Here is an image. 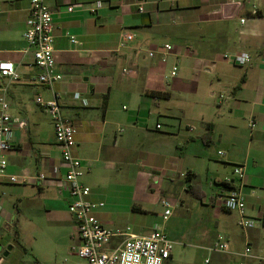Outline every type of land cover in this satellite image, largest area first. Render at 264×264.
Instances as JSON below:
<instances>
[{
	"label": "crops",
	"instance_id": "obj_1",
	"mask_svg": "<svg viewBox=\"0 0 264 264\" xmlns=\"http://www.w3.org/2000/svg\"><path fill=\"white\" fill-rule=\"evenodd\" d=\"M97 1L103 7L91 15ZM229 2L55 0L50 3L53 47L62 80L49 89L37 84L40 71L32 55L23 53L28 1L0 0V62L12 63L19 74L18 81L0 77V98L10 116L25 123L23 131L15 128L6 173L47 177L0 188V251L4 244H17L8 236L15 241L18 213L48 215L57 229L71 231L68 196L60 189L65 173L60 149L48 114L35 104L37 96L50 100L56 94L62 115L75 128V155L84 171L80 182L90 188V201L104 204L94 212L102 226L120 232L128 228L141 237L162 230L174 244L166 264H254L242 255L246 247L253 255L264 248V0ZM124 34L134 39L121 48ZM69 36L78 44H71ZM162 42L173 46L167 58L181 60L192 92H200L185 123L170 117L163 124L148 123L150 110L172 95L163 85L159 56L148 59L144 53ZM239 53L250 56L246 66L224 59ZM118 65L137 75L124 78ZM176 77H169L173 89L182 81ZM150 92L169 97L154 98ZM120 96L132 98V114L115 110ZM237 166L244 170L245 215L256 223L250 230H242L239 215L222 207L225 185H238ZM162 200L173 205L166 221ZM60 208L64 216L58 215ZM219 238L226 250L214 252ZM73 242L70 253L76 256L77 235ZM78 259L75 264H85Z\"/></svg>",
	"mask_w": 264,
	"mask_h": 264
},
{
	"label": "built area",
	"instance_id": "obj_2",
	"mask_svg": "<svg viewBox=\"0 0 264 264\" xmlns=\"http://www.w3.org/2000/svg\"><path fill=\"white\" fill-rule=\"evenodd\" d=\"M27 1V18L22 34L25 43L23 53L32 55L34 66L40 71L37 84L52 89L56 83L62 80V76L55 69L53 47V18L50 3L55 0ZM237 1L230 0L229 4L233 5ZM102 7V3L97 1L89 9V13L95 15ZM72 11V6L67 8V12L71 13ZM138 11L141 12L142 8L139 7ZM251 12L256 14L257 8L252 6ZM244 22L242 17L240 23ZM133 39V35L124 34L119 47L127 46ZM69 40L73 45L78 44L72 36H69ZM173 50V46L165 44L158 49L148 50L145 54L148 59L159 56L160 62L165 64L167 57L173 54ZM224 59L236 66H246L250 62V56L247 53L225 56ZM176 71L177 67L173 64L169 77L174 78ZM121 75L129 79L135 77L137 72L131 68H123ZM0 77L8 78L11 81L19 80V74L10 62H0ZM74 97L80 100L78 94H75ZM219 99L223 100V97L219 96ZM35 104L45 111L51 120L55 142L60 149L61 162L65 167V173L60 181V189L68 196L67 210L73 220L74 231L80 243L76 249V256L85 264H166L174 244L162 230L155 228L148 236L141 237L133 235L128 228L124 232H120L102 226L94 212L102 208L104 204L90 201V188L80 182L84 171L80 159L75 155V128L62 115L58 95L55 94L50 100H43L37 96ZM81 104L86 106V101L81 99ZM23 124V121L15 120L10 116L6 100L0 98V188L4 184H27L47 180L44 174L27 177L6 173L8 164L6 154L13 148L15 128L16 126L20 128ZM250 126L254 128V123L251 122ZM156 129H160V126L156 125ZM218 155L223 156V153L220 152ZM53 173L57 178L60 177L58 169H54ZM233 175L238 185L231 186L232 181L227 183L229 188L222 199V207L228 212H236L239 215L238 226L242 230L253 229L256 223L245 215V201L241 193L244 179L243 167H235ZM181 176L186 178L185 174ZM161 205L164 209L163 220L166 221L171 216L173 205L168 200H162ZM1 214L0 204V216ZM225 250L226 243L222 238H219L213 251L223 252ZM242 256L252 258L254 264H264V248L260 255H253L252 249L246 247Z\"/></svg>",
	"mask_w": 264,
	"mask_h": 264
},
{
	"label": "rangeland",
	"instance_id": "obj_3",
	"mask_svg": "<svg viewBox=\"0 0 264 264\" xmlns=\"http://www.w3.org/2000/svg\"><path fill=\"white\" fill-rule=\"evenodd\" d=\"M161 44L163 46V42ZM173 64L177 67L176 78L182 79L176 86V89H173L172 79L169 78ZM182 66L183 63L180 59H166L163 67V85L171 91L172 95L169 99L159 101V104L150 110L148 123H155L159 120L163 124V122H167V119L164 117L176 118L182 121V123H185L186 115L193 113L195 107L194 102L198 100L200 92L195 93L196 95L192 92V88L189 87L190 79L185 77ZM118 70H121L120 65H118ZM119 73L121 75V71ZM221 96L224 98L223 95ZM114 106L116 111H121L125 115L132 114L135 109L132 98L130 97H117ZM122 106L125 107L124 110L121 109ZM14 119L22 121L19 118ZM20 129L22 131L25 129V123ZM60 209L58 215L64 216L65 209ZM18 214L16 218L18 243H9L7 246L5 244L3 245V250L0 251V264H16L19 262L30 264L34 261L44 262L43 264L80 263V260L70 253V246L74 245L73 241L76 237L71 220H69L72 223L71 231L68 228L59 230L55 227V224L48 215L27 216ZM72 235H74V238H72ZM8 237L11 243H15L12 235L9 234ZM8 240L5 242H9ZM6 247H11L12 249L6 252ZM5 249L6 251H4ZM5 252L7 253L6 256H4Z\"/></svg>",
	"mask_w": 264,
	"mask_h": 264
},
{
	"label": "trees",
	"instance_id": "obj_4",
	"mask_svg": "<svg viewBox=\"0 0 264 264\" xmlns=\"http://www.w3.org/2000/svg\"><path fill=\"white\" fill-rule=\"evenodd\" d=\"M149 96L154 97V98H168L169 95L168 93H160V92H150ZM105 108V103L103 104V109ZM187 178V176H186ZM225 187L228 188V185H225ZM15 242L18 243V237H17V233L15 236Z\"/></svg>",
	"mask_w": 264,
	"mask_h": 264
},
{
	"label": "water",
	"instance_id": "obj_5",
	"mask_svg": "<svg viewBox=\"0 0 264 264\" xmlns=\"http://www.w3.org/2000/svg\"><path fill=\"white\" fill-rule=\"evenodd\" d=\"M10 249H11V247H8L6 252H8ZM6 252L4 253V256H6V255H7V253H6Z\"/></svg>",
	"mask_w": 264,
	"mask_h": 264
}]
</instances>
